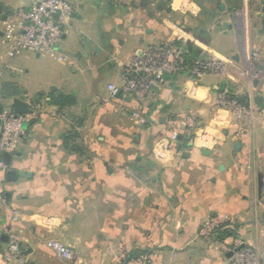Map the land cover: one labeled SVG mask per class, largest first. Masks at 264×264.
Here are the masks:
<instances>
[{
    "label": "crops",
    "instance_id": "obj_1",
    "mask_svg": "<svg viewBox=\"0 0 264 264\" xmlns=\"http://www.w3.org/2000/svg\"><path fill=\"white\" fill-rule=\"evenodd\" d=\"M35 1L0 0V96L4 85L15 84L24 100L40 104L8 166L30 176L8 182L0 172V234L3 225L16 232L25 264H68L54 256L48 239L73 248L78 264H122L132 250L145 251L148 260L128 264H229L220 243L199 236L202 223L218 214L228 215L235 239L264 248L262 0H162L158 9L138 0H69L57 49L70 61L31 89L26 68L42 55L8 60L2 27ZM188 43L192 65L215 56L225 72L196 78L186 70L167 76L141 102L121 92L109 99L107 86L121 85L134 53L165 45L182 56ZM250 54L256 77L246 73ZM51 87L59 94L45 89ZM220 90L242 99L252 118L238 122L223 110L213 120ZM62 95L73 104L51 101ZM133 111L141 114L142 133L121 147L129 143L121 128L132 124ZM187 113L201 121L197 135L181 125ZM172 127L182 139L162 164L152 148ZM80 142L98 147L82 150ZM6 247L0 241V252Z\"/></svg>",
    "mask_w": 264,
    "mask_h": 264
},
{
    "label": "built area",
    "instance_id": "obj_2",
    "mask_svg": "<svg viewBox=\"0 0 264 264\" xmlns=\"http://www.w3.org/2000/svg\"><path fill=\"white\" fill-rule=\"evenodd\" d=\"M72 8L69 0H36L28 8H19L7 16L2 27V40L10 60L22 52L46 55L56 62H69V58L58 51L59 42L64 33V26ZM248 61H255V55L247 58L246 73L256 77V70ZM256 62V61H255ZM188 71L192 76L200 78L204 74L221 75L225 72V64L215 56L203 58L188 66L184 63L178 49L165 45L150 46L132 56L123 69L121 85L107 86L109 99H114L121 92L137 102L145 100L153 88L166 82L167 76ZM195 85L189 90L194 94ZM33 114L40 109V104L27 101ZM213 120H220V111L227 110L238 122L252 118V109L234 98L226 90L217 91L212 99ZM9 101L0 96V172L6 171L3 155L13 154L25 135V128L32 115H15L9 112ZM136 123H142L141 114L131 113ZM181 125L187 131L197 135L201 121L194 113H187L181 118ZM180 136L178 127L168 130L166 136L159 138L152 148L154 159L159 163L170 160L171 145L177 143ZM14 213L12 220L17 219ZM229 221L226 214L212 215L200 226L199 236L210 239L214 231ZM2 233L8 236L7 247L0 252V260L6 264L16 262L25 264V257L20 248V239L16 232L2 226ZM47 245L54 256L68 264H78L77 252L62 242L48 239ZM220 248L230 254L229 264H264V248L245 244L239 239L220 243Z\"/></svg>",
    "mask_w": 264,
    "mask_h": 264
},
{
    "label": "rangeland",
    "instance_id": "obj_3",
    "mask_svg": "<svg viewBox=\"0 0 264 264\" xmlns=\"http://www.w3.org/2000/svg\"><path fill=\"white\" fill-rule=\"evenodd\" d=\"M153 0H147V7H149L150 9H158V8H162L165 4L164 1L159 0V1H153ZM176 18V16H174ZM176 35V34H175ZM178 35V34H177ZM185 38V37H184ZM224 43V42H223ZM249 56V55H248ZM255 61H256V57H255ZM255 61H248V65H253ZM66 63V62H65ZM61 64L59 62L54 61L53 59L49 58L46 55H42L40 57L39 60H36L35 62L33 61L30 65L27 66V78L32 79V76L34 73H37V77H34L31 81L30 84V88L33 89L35 88L36 85H38L39 83H42L45 80V77L50 78L53 74L59 73L60 71L64 70H60L61 68ZM35 75V74H34ZM25 85V84H24ZM48 89V91H50V88H45ZM130 121L132 124L129 125H124L121 130L123 131L124 134H126L125 136L127 137V144H120L121 147H129L131 145H133V143L135 142V135L136 134H141V124L140 123H136L132 118H130ZM126 130L128 132H126ZM78 146H82V150H86L87 148L90 149L89 147H92L91 150L95 151L96 148H94L95 146L98 147V143L94 142L92 144L89 143H76ZM90 151V150H89Z\"/></svg>",
    "mask_w": 264,
    "mask_h": 264
},
{
    "label": "water",
    "instance_id": "obj_4",
    "mask_svg": "<svg viewBox=\"0 0 264 264\" xmlns=\"http://www.w3.org/2000/svg\"><path fill=\"white\" fill-rule=\"evenodd\" d=\"M262 4L264 5V0H262ZM200 6V4H199ZM221 9H223V5L221 4L219 6ZM1 11V6H0ZM261 12H264V7L261 9ZM223 27L226 26L225 23L222 24ZM234 60H237V56H233ZM55 87H51V91H55ZM22 90L18 89L15 84H7L4 85L3 88V94L2 98L9 101V112L15 115H32L33 110L31 109L29 103L24 100L23 97H21L18 92H21ZM56 95L59 94L58 91H55ZM1 111V108H0ZM4 162L7 166L10 164V154H4L3 155ZM28 177L30 174L28 172H25L23 170H16L13 168H8L5 172V180L8 182H14L18 177ZM0 241L7 243L8 242V236L6 234H0ZM27 252H25L26 254Z\"/></svg>",
    "mask_w": 264,
    "mask_h": 264
},
{
    "label": "trees",
    "instance_id": "obj_5",
    "mask_svg": "<svg viewBox=\"0 0 264 264\" xmlns=\"http://www.w3.org/2000/svg\"><path fill=\"white\" fill-rule=\"evenodd\" d=\"M139 1V5H141L142 7L147 6V0H138ZM179 42H176L175 45H179ZM185 49L187 50L185 54H182V58L184 60V63L188 66H191L193 61L189 60V56L190 54L194 53L192 45L190 43L186 44ZM233 96V95H232ZM234 98H236L235 96H233ZM237 100H239L241 103H244L243 100L236 98ZM51 101L56 104V105H65V104H73V100L69 97V96H58V97H53L51 96ZM72 135L71 133L68 134V136ZM67 136V137H68ZM182 139V137L179 138V140ZM151 140L153 141V138H151ZM178 140V142H179ZM229 222H226L222 225H220L213 233L211 239H213V241H216L218 243H222L225 242V240L229 237H231V239L236 238V234L233 230L228 228ZM21 250L23 251L21 245H20ZM147 253L145 251H141V250H132L131 252H128L127 254L124 255V257L121 259L122 264H128L130 262H135V263H142L143 261L147 262Z\"/></svg>",
    "mask_w": 264,
    "mask_h": 264
}]
</instances>
